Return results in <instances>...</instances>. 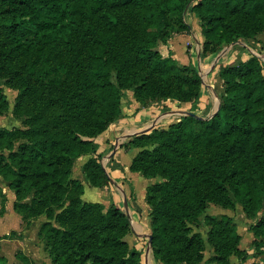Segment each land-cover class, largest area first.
Instances as JSON below:
<instances>
[{
  "label": "trees",
  "instance_id": "16d2710c",
  "mask_svg": "<svg viewBox=\"0 0 264 264\" xmlns=\"http://www.w3.org/2000/svg\"><path fill=\"white\" fill-rule=\"evenodd\" d=\"M189 3L201 21L202 59L264 31V0H0V113L10 108L6 82L18 88L15 112L28 124L0 129V176L24 220L45 218L38 235L53 264H142V252L126 239L129 215L116 201H84L73 166L91 155L86 179L95 187L111 183L95 138L123 116L126 89L142 103L200 100L199 70L158 49L174 33H189ZM219 76L224 93L214 115H183L125 143L140 148L130 169L160 178L146 201L161 264H232V255L248 256L231 215L206 214L207 236L194 229L210 203L240 205L253 221L254 254L264 256L263 63L253 55L222 65ZM0 197L3 215L2 189ZM9 237L0 235V253ZM207 244L213 253L205 259ZM16 257L32 262L23 251ZM0 264H9L6 255Z\"/></svg>",
  "mask_w": 264,
  "mask_h": 264
},
{
  "label": "rangeland",
  "instance_id": "374dc122",
  "mask_svg": "<svg viewBox=\"0 0 264 264\" xmlns=\"http://www.w3.org/2000/svg\"><path fill=\"white\" fill-rule=\"evenodd\" d=\"M192 3L188 4V8L186 9L184 15V21L190 27L189 33H174L167 41L160 42L158 44V49L164 55L172 54L170 50V40L176 36H179L178 40L175 41V52L177 53L175 57L180 63L182 62V55L186 54L187 56L191 57V66L193 64L199 70L202 76L200 100L194 103H183L171 99H154L152 101L142 103L136 98L134 88L126 89L122 99V105L126 104L129 106V108H132L131 105L133 103H138L139 111H135L136 117L140 118L138 126L150 124L147 126L149 127L153 124H156L155 127L167 128L171 123L179 121L181 116L187 112H195L200 116L210 117L215 112H217L218 107L221 105L222 95L224 93L223 81L219 76V70L222 65L237 64L238 62L246 60L253 55H257L260 57L264 67V31L252 38H240L226 45L218 53H214L208 58L202 59L200 53L202 51L204 37L202 35L200 19L190 11ZM3 89L10 102V108L0 113V129H26L28 127V124L26 123L27 116L25 114H18L15 112V105L19 94L18 88L3 82ZM144 112L145 114L147 113V116H149L147 117L145 124L142 123V119L144 118H142V113ZM123 117L124 115L112 124L114 125L115 123H119ZM112 124L110 127L113 126ZM110 127L98 135L95 138V141L100 145L98 152L102 154L101 162L103 166H105V170L111 179V183L104 187H95L91 185L86 179L85 173L83 171V165L91 157V155H83L75 160L73 166V176L75 178H79L85 185V192L82 195V199L84 201L101 202L106 207H109L112 201H116L124 210L125 208L127 209L129 217L133 219L131 212L132 210L136 209V206L138 205L137 199L139 198L134 189V179L133 174L131 173L134 171L130 169L131 163L127 167L122 164L121 159H124L123 156H115L114 146L115 143H119V146L121 145L122 147H125V143H129L135 135L150 133L153 128L147 130L144 133H136L143 129H141L142 126H140L137 127L136 132H133L132 135H130V139H117L116 136L119 137L122 134H119L118 132L114 135ZM20 141H22L21 138L16 141V147ZM114 166L116 168L118 166L122 169V174H119L120 176H114L115 173H113L112 170ZM154 179H156V182L160 178ZM139 187L141 189L142 185ZM7 191L9 192V190ZM125 198L127 200V205L125 204ZM221 208L222 207L219 205L210 203L206 212L200 216L202 226H194V229L200 230L202 233H204V235L207 236L209 227L204 223L205 215L209 213L222 216L223 213H220L222 211ZM15 213L10 212L8 216L3 215L0 217V232L11 234V237L3 238L1 240L2 248L0 254L6 255L8 257L9 264H53L52 259L45 248L44 241L38 235L40 225L45 220V218L40 217L39 219L28 222L24 220L17 212ZM231 216L238 226V231H240V233L244 234V237H246L248 235L247 232L250 231V224L253 221L247 218L240 205H238V207L232 211ZM133 239L136 241V243H139L143 246L141 251L143 253L142 264H147L145 258L147 237L145 236L143 239L133 237ZM259 249L264 251V240H262V244ZM18 251H23L26 253L32 259V262L18 259L16 257V253ZM206 253L207 252L205 251V256Z\"/></svg>",
  "mask_w": 264,
  "mask_h": 264
},
{
  "label": "crops",
  "instance_id": "0c3cea01",
  "mask_svg": "<svg viewBox=\"0 0 264 264\" xmlns=\"http://www.w3.org/2000/svg\"><path fill=\"white\" fill-rule=\"evenodd\" d=\"M179 36H176L175 38L170 40V50L172 52V54L175 56L177 53L175 52V41L178 40ZM182 64H189L191 62V57L187 56L186 54L182 55ZM132 108L126 104L123 105V115L124 117L119 121V123H115L113 126L110 127V129H112V132L114 133H121V136H116L117 139H130V135H132L133 132L137 131V127H141V129H145V127H147L148 125H140L138 126V122H140V118L136 117L135 115V111H137V109L139 108L138 103H133ZM141 111V110H140ZM142 123H146L147 121V113L145 114L142 113ZM140 123V124H142ZM114 154L116 157H124V159H121V162L124 166H129L130 163L132 162V159L136 156V154L140 151V148L138 147H122L121 145L119 146V143H115L114 146ZM114 157V158H116ZM113 173H115L114 176H120L119 174H122L121 172V168L117 166V168L114 166L113 167ZM133 174V179H134V189L136 191V193L138 194L139 198L137 199L138 201V205L136 206V209L132 210L131 215L134 219H131L130 217V221H131V232L127 235V240L129 241V243L131 244V246H135L137 247L140 251H142L143 246L139 243H136V241L133 239L138 237V238H144L145 236L147 237V245H146V252H145V258L147 261V264H161L158 260L155 259L153 253H152V248L149 246V237L148 235L151 232V228H150V206L149 204L146 202V193H147V187L149 185H151L152 183L155 182L156 179L154 178H146L144 176H142L139 173H135V172H131ZM140 185H142V188L140 189ZM0 189L3 190L4 194H6L8 201L6 202V212L3 214L4 216H8L10 214V212H16L14 210L13 207V203L15 200V194L12 190H10L8 188V183L0 176ZM9 190V192L7 191ZM137 196V197H138ZM0 202H1V206L0 209L2 207V201H1V197H0ZM120 206V205H119ZM221 212L223 214H228V215H232V211L231 209H226V208H221ZM125 212L129 215V213L127 212V209L125 208ZM16 214V213H15ZM2 214H0V217L3 216ZM251 220V219H250ZM252 221V220H251ZM240 232V231H239ZM248 235L246 237H244V234L241 233L242 235V239L240 242V249L245 250L248 253V256L245 259H242L240 256L238 255H232L230 257L232 264H256L260 261L263 260V255H255V249L253 247V240H254V235L251 231L247 232ZM4 234H8V233H2L0 232V235H4ZM141 243V242H140ZM208 249L206 250V256L205 259L209 258L212 254L213 248L207 244ZM143 255V253H142ZM205 264V261L202 263Z\"/></svg>",
  "mask_w": 264,
  "mask_h": 264
},
{
  "label": "water",
  "instance_id": "95a60500",
  "mask_svg": "<svg viewBox=\"0 0 264 264\" xmlns=\"http://www.w3.org/2000/svg\"><path fill=\"white\" fill-rule=\"evenodd\" d=\"M219 108H220V106L218 107V109H217V111L219 110ZM216 113V112H215ZM214 113V114H215ZM188 114H194V112H187V113H185L184 115H188ZM213 114V115H214ZM156 126V124H153V125H151V126H149V127H147V128H145V129H142V130H139L138 132H136V133H144V132H146L147 130H149V129H151V128H154ZM104 168H105V166H104ZM125 204L127 205V200H126V198H125ZM127 207V206H126ZM148 237H149V246L152 248V233L150 232V234L148 235Z\"/></svg>",
  "mask_w": 264,
  "mask_h": 264
}]
</instances>
